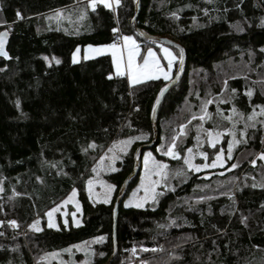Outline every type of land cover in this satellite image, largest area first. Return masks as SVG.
<instances>
[{"label":"trees","instance_id":"16d2710c","mask_svg":"<svg viewBox=\"0 0 264 264\" xmlns=\"http://www.w3.org/2000/svg\"><path fill=\"white\" fill-rule=\"evenodd\" d=\"M135 2L111 9L86 0H0V32L9 33L0 56V264H56L45 256L76 247L92 252L86 264L112 255L114 200L139 147L153 139L151 115L168 82L129 85L108 55L77 63L71 56L113 43L117 30L146 40L132 27ZM135 23L178 43L184 62L158 108L157 140L142 150L119 203L109 264H264V0H140ZM169 47L173 77L180 50ZM45 56L59 63L47 65ZM208 131L223 134L213 148ZM175 136L179 156L191 149L211 160L222 150L226 165L193 173L170 160L156 201L124 207L144 153L163 159ZM94 174L115 186L107 204H93L84 190ZM73 188L79 226L27 228Z\"/></svg>","mask_w":264,"mask_h":264},{"label":"rangeland","instance_id":"374dc122","mask_svg":"<svg viewBox=\"0 0 264 264\" xmlns=\"http://www.w3.org/2000/svg\"><path fill=\"white\" fill-rule=\"evenodd\" d=\"M86 1L89 5L93 6L92 0H86ZM107 3L110 5L109 7L111 9H114L117 6L115 0H107ZM97 4H101L105 6V3L103 2V0H95V5ZM124 36H131L135 40L136 44L139 45L140 52H139V55H137L135 59V63L137 65L143 64L142 58L147 55V50L149 48H151L153 52L156 53V56L160 60L161 65L165 66V70H167L166 69L167 60L163 59L164 52L162 51V49L168 48L173 53V55L176 56V52L173 49H171L169 46L161 42L151 41V40H141L135 34L131 32H126V33L121 34L122 47L121 48L116 47L118 50V55L122 57L121 71L123 72V75L117 74L116 65L113 60V55H112V49L109 48V46L113 45V43L103 44V45H88V46L83 47L82 49L78 47L72 53L71 62L77 63L82 59H90V58L98 57L101 55H108L111 59L114 74L117 76L125 77L129 85H136V84H132L128 78V68H127V51L128 50L125 47V42L123 40ZM89 46H91V48ZM93 49H101V51L99 53H96L93 51ZM74 58H75V62H73ZM44 60L47 65H50V64H57L56 61L57 60L59 61V58H56L54 56H49V57L45 56ZM175 61L176 59L173 61L172 70L174 68ZM169 77L170 78L166 80L167 82H169L170 79L172 78V76H169ZM158 79L165 80L162 75ZM158 79H149V80H145L142 82H146L150 80H158ZM209 133H211V135H209ZM222 136L223 134L208 131L207 138L205 140L208 146H210V148H213L214 146L220 144L222 140ZM176 141H177V136L174 137L173 142L166 148V150L162 152L163 159H158L156 156L151 154V157H149V163L147 167L145 166V157L148 156L150 152L144 153V155L142 156V160H141V170H140V173L137 179V183L130 190V192H128V194L126 195L123 201L124 207L126 208L127 207L145 208L149 206L151 203H154L156 201L157 196L161 193L162 189L164 188L163 181L166 177V172H167V168L160 169L156 167L155 164L157 162L160 164H166L168 166V162L170 160L181 159V161L185 164L184 161L186 158H188L190 159L192 165L200 166L199 170H197L195 167L190 168L188 164H185L186 168L193 173H201V172H206L208 170L221 169L226 165L225 155L222 152V150L214 154L211 160H208V156L204 152L191 151L189 153L188 150L185 151V153L182 156H179V158H175V159L171 156L165 155L169 147H172L173 143H175ZM173 151L176 152L175 147L173 148ZM201 153L206 154L207 159H205V156H202ZM217 155L221 156V159L223 161L222 164L217 163L215 167H203L204 164H209V165L212 164V162L216 160ZM97 169L101 171L102 168L98 167ZM109 186H114V185L108 182L102 174H98V175L94 174L86 180L84 190L87 193L88 198L93 204L105 203V200H107L108 201L107 203H109L115 191V186L114 188L111 189V191H109ZM146 187L149 189L147 193L145 192ZM74 192H75V195H73ZM77 194H78L77 190L73 188L61 201H59L54 206H52L50 209H48L44 213L43 217H37L34 220H32L27 225V228L34 232H39L42 229L43 222L45 223V226L47 228H55V229L58 228L59 223L63 224L65 227H68L69 225L74 226V227L79 226L81 224L82 208L78 201ZM137 203H142L143 207H136L135 205ZM54 209L55 211H53ZM49 212H52L51 218H49V216L47 215ZM65 221H67V223H65ZM50 222L55 224L56 227H49ZM34 224H35V227H32ZM9 226L12 227L13 225L9 223ZM24 236L25 235L23 231L22 237ZM78 254H81L80 258L76 257ZM91 255H92V252L89 251L87 248L76 247L73 250L54 252L49 255H46L45 260L48 262L54 261L56 264H86L88 263V260H90ZM132 264H136V262Z\"/></svg>","mask_w":264,"mask_h":264},{"label":"snow or ice","instance_id":"6c2138e0","mask_svg":"<svg viewBox=\"0 0 264 264\" xmlns=\"http://www.w3.org/2000/svg\"><path fill=\"white\" fill-rule=\"evenodd\" d=\"M103 2L105 3L106 7L110 6L107 3V0H103ZM115 2H116V4H119L120 0H115ZM92 5H93V7L95 6V0H92ZM123 40L125 42V47L128 50L127 51L128 78L132 84H139L142 81L149 80V79H158L161 75L163 76V78L165 80H168L170 78L169 73L172 70L173 61L175 59H177V57L174 56L173 53L168 48L162 49V51L164 52L163 59L167 60V65H166L167 70H165V66L161 65L160 60L156 56V53L153 52V50L151 48H149L147 50V55L142 58L143 64L137 65L135 63V59H136V56L139 55V52H140L139 45L136 44L135 40L131 36H124ZM4 43H5V34L0 33V55L7 56V52L4 51ZM89 47L91 48V46H89ZM109 48L112 49V55H113V60H114L115 65H116L117 74L123 75V72L121 71L122 57L118 55V50L116 48V45L115 44L110 45ZM93 51L96 53H99L101 51V49H93ZM262 51H264V50H262ZM183 53H184V50L181 48L180 53H179V60L181 61V63L183 62ZM56 62L59 63L58 60ZM73 62H75V58H74ZM163 92H164V89H161V94ZM247 95L251 96L252 95L251 91H249L247 93ZM210 102L211 101H209V103ZM157 103H159V97H157ZM193 118L195 119V117H193ZM200 119H203V117H200ZM209 135H211V133H209ZM241 135H243V133ZM131 142L132 141L129 140L127 143L130 144ZM234 142L236 144H239L241 141L240 140H234ZM174 147H175V143H173L172 147H169V149L167 150L165 155L171 156L174 159L179 158V154L177 152L173 151ZM231 149H232V143L230 142L229 152H228L229 159H231ZM188 151L190 153L192 150L188 149ZM201 155L205 156V159H207L206 154L201 153ZM149 157H151V153H149L148 156L145 157V166L146 167L149 163ZM260 158L264 159V153H261ZM184 162H185V164H188L190 168L195 167L197 170H199L200 166L192 165L190 159L186 158ZM217 163H221V164L223 163L220 155H217L216 160H214L212 162V164H210V165L204 164L203 167H215ZM252 163L254 164L255 161H252ZM155 166L160 168V169L167 168L166 164H160L158 162L155 164ZM232 167L235 168V167H237V165L233 164ZM113 170L115 171V169H113ZM153 183H155V182H153ZM112 188H114V186H109V191H111ZM148 191H149V189L146 187L145 192L147 193ZM73 195H75V192L73 193ZM107 202L108 201L105 200V203H107ZM135 206L136 207H143V204L137 203ZM53 211H55V209ZM47 215L49 216V218H51L52 212H49ZM10 223L13 226L16 225L15 221H10ZM37 223H38V221H37ZM65 223H67V221H65ZM32 227H35V224ZM49 227H56V225L50 222ZM37 230H39V229H37Z\"/></svg>","mask_w":264,"mask_h":264},{"label":"water","instance_id":"95a60500","mask_svg":"<svg viewBox=\"0 0 264 264\" xmlns=\"http://www.w3.org/2000/svg\"><path fill=\"white\" fill-rule=\"evenodd\" d=\"M139 9H140V0H136V2H135V15H134V17L132 19V27H133L134 31L138 35H140L143 39L162 42V43L167 44L169 46L176 47L179 50L182 48L178 43L173 42L170 39L149 35V34H146L145 32H143L142 30H140L137 27L136 23H135V21H136V19L138 17V14H139ZM0 33H4L5 34V43H4V51H5V48H6L7 44H8V42H9V33L7 31H3V32H0ZM0 56H3V55H0ZM183 62H184V53H183ZM183 62L181 63V61H179L176 73L174 74L172 79L165 86L164 92L162 94L160 93L159 96H158L159 97V103H157V101H156L155 107H154L152 115H151V125H152V129H153V134H154L152 141L149 144H144V145L139 147V149H138L139 154H138L137 159L134 162V168H133L132 172L127 176V178L124 180V182L122 183V185L119 188L118 193H117V195L115 197L114 204H113V226H112L114 250H113L112 255L108 258V260L104 264H109L110 261L114 258V256L117 253L116 223H117V210H118V207H119V203L121 202L122 196L124 194V191H125L128 183H129V181L136 174V172L138 170L139 159H140V155H141L142 150L147 149V148H151L155 144V142L157 140V128H156V121H155L156 114H157L158 108L160 106V103H161L162 98L164 97V95L176 84V82L181 77Z\"/></svg>","mask_w":264,"mask_h":264},{"label":"built area","instance_id":"2783aa9c","mask_svg":"<svg viewBox=\"0 0 264 264\" xmlns=\"http://www.w3.org/2000/svg\"><path fill=\"white\" fill-rule=\"evenodd\" d=\"M113 44H115L117 48L122 47L121 33L118 30H117V36L114 39ZM136 264H142V262H136Z\"/></svg>","mask_w":264,"mask_h":264},{"label":"crops","instance_id":"0c3cea01","mask_svg":"<svg viewBox=\"0 0 264 264\" xmlns=\"http://www.w3.org/2000/svg\"><path fill=\"white\" fill-rule=\"evenodd\" d=\"M106 7V6H105ZM107 8H110V7H107ZM172 73V72H171ZM171 73H169V76H171ZM166 81V80H165Z\"/></svg>","mask_w":264,"mask_h":264}]
</instances>
